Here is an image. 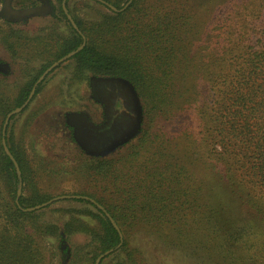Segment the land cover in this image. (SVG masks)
<instances>
[{"label":"trees","instance_id":"1","mask_svg":"<svg viewBox=\"0 0 264 264\" xmlns=\"http://www.w3.org/2000/svg\"><path fill=\"white\" fill-rule=\"evenodd\" d=\"M4 1L0 0V44L13 61L21 59L28 63L27 56L19 55V47L30 37L14 24L18 17L5 9ZM27 1V6H23L25 2L20 3L21 10L31 9L33 14L51 12L62 17L65 34L56 33L52 37L57 46L54 58L46 60L36 74L24 82L20 92L9 94L4 89L9 86L8 80L0 79V264H42L44 255L55 257L54 243L61 239L70 245L65 264H94L95 258L108 249H112L111 257L116 258L109 264H146L145 248L139 246L137 234L154 242L153 248L160 245L162 255L175 256L187 264H236L240 257L232 247L250 235L254 218L264 221V17L252 43L235 52L225 49L206 64L204 103L207 109L203 129L206 172L203 178H197L191 154L178 149L171 151L170 164L177 175L176 186H179L175 188L176 200H180L178 206L173 207L175 210L166 205L169 204L164 196L166 191L143 194L128 189L129 192L118 195L122 203L115 204L113 201L117 199L104 202L92 195L73 194L74 200L87 202L94 211L68 209V216L59 226L40 219L42 212L23 210L46 201V196L32 189L28 195L16 197L19 186L23 189L30 185V168L23 148L10 137V120L5 141L18 171L3 150L1 129L6 114L25 101L37 78L52 62L76 50L84 37L82 48L70 57L75 60L77 77L118 76L131 83L145 106L146 127L140 139L150 138L148 127L153 116L156 112L162 115L168 111L167 89L172 84L169 74L174 58L184 53V47L172 41L177 34L168 30L167 23L161 22L154 33L145 31L143 35L137 28L124 26L122 14L137 0H132L121 11L126 0H103L116 10L99 2L112 13L100 12L99 19L90 22L70 13L69 0H55L56 4L49 7L44 6L48 0ZM37 1L42 6H36ZM69 13L78 30L69 22L66 15ZM43 38L34 39L42 44ZM108 42L111 44L107 45ZM142 49L160 50L154 60L159 75L151 74L142 61ZM39 51L35 48L34 54L38 56ZM21 60L20 65H25ZM173 102L174 105L179 103ZM96 162L94 168L102 170L104 161L97 159ZM185 177L189 182L183 184L181 179ZM184 200L190 206L188 216L181 210ZM76 233L84 234L88 240L73 244L70 238Z\"/></svg>","mask_w":264,"mask_h":264},{"label":"rangeland","instance_id":"2","mask_svg":"<svg viewBox=\"0 0 264 264\" xmlns=\"http://www.w3.org/2000/svg\"><path fill=\"white\" fill-rule=\"evenodd\" d=\"M26 1L11 0L10 8L20 11L29 5ZM22 2L26 4L22 6ZM48 2L44 6L56 4L55 0ZM35 4L42 6L39 1ZM68 6L70 13L86 22L98 20L100 12L112 13L94 0H69ZM56 15L47 12L16 19L14 24L30 37L19 47V55L27 56L28 63L21 59L13 61L0 44V79L5 77L8 80L9 86L4 89L9 94L20 92L24 82L36 74L46 60L54 58L57 46L53 38L56 33L65 34L64 19ZM122 16L124 26L137 28L142 35L145 31L154 33L161 22L167 23L168 30L177 34L172 41L184 47V53L174 58L169 74L172 84L167 89L168 111L162 115L155 113L148 127L150 138L141 140L140 134L146 127L145 106L131 83L118 76L88 74L77 77L75 60L66 58L42 79L27 107L9 119L10 137L23 148L30 168V185L20 188L19 196L28 195L34 189L47 200L56 196L87 194L104 202L117 199L113 201L115 204L122 203L118 195L128 189L143 194L166 191L164 196L169 203L166 205L177 207L180 200H176L175 188L179 186H176L177 175L171 165V151L174 149L191 154L197 167L195 176L204 177L207 166L203 143L207 109L204 103L206 64L225 49L235 52L252 43L262 26L264 0H137ZM149 24L151 26H147ZM37 36L38 39L44 37L42 44L34 39ZM35 48L40 50L38 56L34 54ZM159 52V49L151 52L142 49L140 52L142 61L153 75H159L154 62ZM19 60L26 64L20 65ZM108 83L130 95L135 118L130 120L132 130L127 135L102 145L95 142L91 134L95 129L103 128L100 126L105 123L104 102H110L109 94H112L110 91L107 94L105 84ZM175 100L179 102L176 105L173 104ZM117 122L121 124V119ZM97 159L104 161V168L100 171L94 168ZM193 178L194 175L191 180ZM181 180L183 184L189 182L186 177ZM183 202L181 210L187 214L190 206L187 200ZM78 208L94 211L85 201L59 198L28 212H42L40 219L61 226L69 214L67 210ZM136 238L139 246L145 248L146 264H187L175 256L162 255V247L153 248L154 242L142 234H137ZM86 240L88 237L81 233L70 238L75 245ZM239 242L232 247L237 251L235 255L240 257L236 264H264V221L254 218L250 235ZM54 246L57 247L55 257L44 255L42 264L67 262L69 243L61 239ZM110 254L98 264L114 262L116 258Z\"/></svg>","mask_w":264,"mask_h":264},{"label":"flooded vegetation","instance_id":"3","mask_svg":"<svg viewBox=\"0 0 264 264\" xmlns=\"http://www.w3.org/2000/svg\"><path fill=\"white\" fill-rule=\"evenodd\" d=\"M105 85L108 87L107 94L109 91L112 92V94H109L111 98L110 102H104L105 123L100 126L103 127L100 130L95 129L93 133L91 132V135L95 137L94 141H99L102 145L127 135L132 130L130 120L135 118V111H133L130 95L124 93L120 87H112L109 83ZM120 119L121 124H118L117 120L119 121ZM107 125L109 126L108 129ZM84 131H86V128H84Z\"/></svg>","mask_w":264,"mask_h":264},{"label":"water","instance_id":"4","mask_svg":"<svg viewBox=\"0 0 264 264\" xmlns=\"http://www.w3.org/2000/svg\"><path fill=\"white\" fill-rule=\"evenodd\" d=\"M98 2L102 3V4H106L107 6H109L111 8V10L115 11L116 8L108 3H106L105 1L103 0H97ZM132 0H127L123 6L119 9V11L123 10L125 7H127L130 3H131ZM4 7L7 11H9L11 14H15L18 18L22 15H30L31 13L33 14L34 11L31 10V9H27V10H20V11H14L10 8V0H5L4 1ZM62 8L63 10L65 11V5L62 4ZM67 15V18L69 20V22L71 23V25L73 26V28H75L76 30L77 29V26L75 25L73 19L71 18V16L69 14H66ZM83 40L81 42V44L78 46V48L74 51H71L69 53H67L66 55L60 57L59 59H57L56 61L52 62L41 74L40 76L37 78V80L35 81V83L33 84L27 98L25 99V101L20 105V106H17L15 107L14 109H12L11 111H9L5 118H4V121H3V124H2V129H1V134H2V137H1V144H2V147H3V150L4 152L13 160V164L16 168V171H18V166H17V163L15 162V160L12 158V155L10 154L9 152V149L6 145V141H5V130H6V126H7V122L9 121L10 117L19 113L26 105L27 103L30 101L31 97L33 96L34 94V91H35V86L42 81V79L60 62L64 61L66 58H69L71 57L75 52H77L78 50H80L82 48V46L84 45V37H82ZM114 81V80H112ZM131 92V91H130ZM19 194H20V186L17 188V191H16V197L18 198L19 197ZM73 195H63V196H56V197H53L47 201H44L42 202L41 204H37V205H34V206H31V207H26V208H23V210L25 211H32V210H35V209H39L43 206H46L48 205L49 203H51L52 201L56 200V199H59V198H72ZM16 198V199H17ZM107 216L109 217L111 223L113 224V226L116 227V224L115 222L111 219V217L107 214ZM117 229V227H116ZM112 252V249H108V250H105L103 253L99 254L96 258H95V262L94 264H98L99 261L106 255L110 254Z\"/></svg>","mask_w":264,"mask_h":264}]
</instances>
